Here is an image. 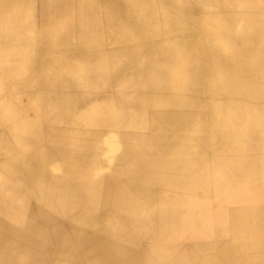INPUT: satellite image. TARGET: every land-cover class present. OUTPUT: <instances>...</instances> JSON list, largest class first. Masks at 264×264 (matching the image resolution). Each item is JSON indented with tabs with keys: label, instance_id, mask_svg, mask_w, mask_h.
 Segmentation results:
<instances>
[{
	"label": "bare ground",
	"instance_id": "1",
	"mask_svg": "<svg viewBox=\"0 0 264 264\" xmlns=\"http://www.w3.org/2000/svg\"><path fill=\"white\" fill-rule=\"evenodd\" d=\"M75 1L45 0L44 19H37V0H0V116L6 111V96L24 84L21 78L18 82V71L32 74L38 67L37 51L47 45L64 53L74 50V57H55L64 61L63 66L47 72L50 77L45 80L51 79L53 86L71 85L69 94L55 86V101L49 106L55 119L61 117L54 121L56 126L72 130L71 148L76 143L78 148H88L94 161L102 160L99 176L112 174L106 169L115 165L124 168L115 177L125 176L132 185L157 180L161 191L179 195L225 192L234 183L228 177L231 167L243 171L251 164L253 139L264 131V96L258 95L264 80L263 60L257 54L238 53L246 45H239L234 34L249 28L264 32V0H238L253 4V9L246 8L252 13L233 14L223 10L232 7L223 0H85L93 7L79 13L80 29L75 23ZM257 2L262 7H256ZM221 14L227 22L210 23L207 36L200 19L212 20ZM229 19L244 24L234 29ZM251 22L257 26L249 27ZM113 35L115 49L131 46L136 53H100L113 44L103 43ZM54 88L45 83L43 91ZM33 94L39 96L38 106L27 107L16 98L14 112L50 110L41 92ZM22 121L26 126L34 123L30 118ZM3 132L0 129V264L6 258H19L15 264H97L96 258L133 264L135 257L106 237L113 227L115 238H123L122 228L138 230L132 221L121 220L113 226L111 220L113 206L135 207L136 195L124 190L116 193L123 188L118 182L115 199H106L111 193L105 197V192L113 190L110 186L84 187L92 192L90 198L73 186L66 188L69 197L64 211L49 213L54 201L49 200L53 193L47 181L81 173L75 165L83 154L73 149L66 157L55 155L56 167L48 172V137L39 139L36 133V140L29 141L23 133ZM67 139L66 134L55 135V141L64 146ZM173 146L172 152L162 150ZM122 147L132 155L115 158V150ZM233 156L237 163L232 162ZM54 186L59 190L58 184ZM244 190L236 186L231 191L242 194ZM141 197L143 205L144 197L151 202L146 191ZM181 210L177 203H167L157 211L161 220L170 217L154 230L160 245L177 234L175 215ZM165 245L148 249L150 264L167 262L170 250ZM63 258L71 260L56 261Z\"/></svg>",
	"mask_w": 264,
	"mask_h": 264
},
{
	"label": "rangeland",
	"instance_id": "2",
	"mask_svg": "<svg viewBox=\"0 0 264 264\" xmlns=\"http://www.w3.org/2000/svg\"><path fill=\"white\" fill-rule=\"evenodd\" d=\"M223 1L232 6L230 8H223V10L231 11L232 14L238 13V11L252 13V9L254 6L250 2L246 1ZM86 2L87 1L85 0L75 1L74 9L77 13L75 20L77 29H80L79 26H81L82 28L83 25V22L80 21L81 18L79 17V13H81L82 11L85 12L86 10L88 12L93 7L92 4ZM41 4L43 12V7L46 4L45 0H41ZM256 5V7H262L263 4L261 2H257ZM247 7H250L252 9H246ZM219 16L220 17L213 18L212 20L206 17H202L200 19V26L203 29L206 28L205 34L207 36L210 35L207 33H211V31L208 30L210 23L224 24L227 22L225 18L226 15L221 14ZM228 21H232L230 25L231 28L234 29H237L238 27H241L242 24H244L239 20L229 19ZM248 25L249 27H251L252 25L257 26L255 22H251ZM76 33L77 35H82L81 37H83V34H81L79 30ZM244 33H248L250 36H241ZM234 34L239 45L248 46L240 48V51H238V53H242L244 55L257 54L259 55V59L263 60V63L260 64V71L264 75V32L260 30L253 31L252 28H249V30H245V32L244 30L241 31L240 29H237ZM111 39V41L107 40V42L103 43L109 44L110 42H112L113 44L111 46L103 48L100 53L114 54L115 56L128 55L131 52L132 54L136 53L133 52V50L136 48H132L131 46H127L121 49H115V36L113 35ZM241 39H243L244 41ZM141 51L143 53H147L145 49H142ZM64 55L68 57H74V55H76V51L72 50L70 52L64 53L60 50L52 49V51L50 52H45L42 55H38L40 61L38 62V67H36L34 73L32 72L31 74L28 70L20 69L17 73V78L19 80L18 82L20 83L21 81H24V84L21 83L18 86L13 87V89L11 90L12 93L6 96V98L4 99L6 100V111H4L3 115L0 116V119L3 120L0 129L4 130V132L13 131L15 133H23L27 136L26 138H28L29 141L36 140V133H39V139L48 137L50 140L47 149L48 160L50 158H54L55 155H62L66 157L73 149L78 155H84L86 152L88 153V148H78L79 146H75L77 145L76 143H73L74 148H71L72 144L70 143V141L74 137H72V130L67 127L62 128L61 126H56L55 122L57 120L60 121L61 117L57 116V119H55L56 115L50 109V106L54 103L53 100L55 101V99H52L55 98V88L57 86L62 89L65 88V93L69 94V89L71 87V85L67 84V89L66 83L57 85L54 83V85L56 86L55 87L53 86V83H50L51 79L45 80V78L50 77L47 72L54 71L56 66L58 67V69H60L64 64V61L56 60L55 57H63ZM137 67L140 68V66ZM37 71H39L38 74ZM37 76L39 78L43 77V79H41L40 81ZM39 82L42 83V87H39ZM45 83L49 84L52 89L55 87L54 90L43 91V86ZM24 87L26 88L23 89ZM34 91L37 93L41 92V96L43 95L42 102L44 103L45 108L48 107V109H50L51 111L45 110L44 112H38L37 110L32 111L33 113H15L14 108L18 106L16 98H19L18 100L21 99V103H23V105L25 106H27L28 104L33 105L31 107L33 109L34 107L39 105L40 101L39 99H36L39 96L36 95L35 97V94L30 95V93ZM258 95L264 96V80L261 81V87ZM23 98H25V100H23ZM8 103H11L10 107ZM27 107H30V105H28ZM20 114L23 115L22 118ZM25 118L34 120V123H27L31 125V127L29 125L26 126L22 123V120ZM9 119L11 121H9ZM37 121H40V125H38L39 123ZM5 122L8 123L6 124ZM22 128L25 129L23 130ZM32 131H34V133ZM261 132L262 133H260V135H257L253 139L254 145L251 146L250 149L251 164H248L247 167H244L245 170L243 171L239 170V167H231L228 177H230L232 179V182L234 183L227 186V190L225 192H200L198 195L193 196L179 195L175 192H170L168 194L161 193V195H159V199L162 201V205H164L165 202L170 201L172 203H177V205L182 209L181 212L175 215L177 220V225H175L178 228L177 234H174L176 238L171 237L174 236L171 234L166 245L164 244L167 249L169 248L170 251H168L169 253L165 256L167 262H164L163 264H264V131ZM56 134L68 135V143L65 141V144L67 143V146H64V143L55 141ZM173 147L162 148V150L163 152H172L176 150V147ZM52 151H55L53 152L54 154L52 153ZM130 155L132 154L127 153L124 147L119 149L117 148L115 150V158H117L118 156ZM231 158L232 162L237 163V161H235L234 159V156ZM82 159L84 160V157ZM82 159H80V161ZM123 171L124 168H122L121 166H115V173L121 174L123 173ZM53 182L55 181H52V185L54 186ZM69 182L70 180L60 181V183L63 184H68ZM77 182L83 183L92 181L81 180ZM210 186L213 187L212 184ZM236 186H242L245 188V190L242 191V194H240L239 192L232 193L234 187ZM127 188L129 189L130 194L137 195L138 189H136V187L127 185L126 189ZM209 189L213 190V188ZM49 191L53 193V195L48 196L49 199L58 202V205H52V208H61L62 202L66 200V195L63 192L56 190L55 187H50ZM119 192L123 191L119 190ZM125 192L126 190L124 189V193ZM136 197L139 199L137 205L143 208L144 206L141 204L142 200L140 199V196ZM119 208L120 207L117 205V208H115V210H118ZM135 208L137 207H126V210L123 211L124 216L129 214L131 215L134 212ZM144 211L146 213L149 212L147 207L144 208ZM120 214L122 215V213ZM168 217L169 215L164 216L163 222L166 221ZM147 232L153 233V228L149 226L147 228ZM164 245L159 246L164 247ZM159 246H157L154 250H159ZM164 250L165 249H163V252H165ZM18 261H20L19 258H6L2 263L15 264ZM138 262V264H150V257L148 255H143L142 257L140 256ZM106 263L111 264L110 262Z\"/></svg>",
	"mask_w": 264,
	"mask_h": 264
},
{
	"label": "crops",
	"instance_id": "3",
	"mask_svg": "<svg viewBox=\"0 0 264 264\" xmlns=\"http://www.w3.org/2000/svg\"><path fill=\"white\" fill-rule=\"evenodd\" d=\"M37 7H38V12L40 11V14L37 16V19H41V17H42L41 0H37ZM46 45H47V43H46ZM52 49L54 50L55 48L54 47L49 48L48 45L44 46L41 48V50H43L44 52L39 50V51H37V55H42L45 52H50V51H52ZM83 156L85 158L83 160L84 162L81 161L80 163L78 162V164L75 165V167L77 168L76 172H81V173H79L75 176L60 175L58 177L54 176L53 178H49V180L47 181L48 182V190L52 186V181H55L53 183H54V185L58 184V187H59L58 191L63 192L64 194H67V193H69V190H67L66 188L70 189V188H73V186L79 187L82 190L83 194H85L86 198H90V195H92V192L90 190H85L84 187L87 188V187H90L94 184L100 185L101 188H104L105 186L106 187L110 186V188L112 187V189H113L112 191L105 192V197L111 193L110 196L106 197V199H115V184H118V183H122L120 185V187L121 186L123 187L122 189H119V190L123 191L125 189L126 190L125 193L129 194V195H132V194L129 193L128 188L126 189L127 185L128 186L131 185V187L132 186L136 187V189H138L137 190L138 195H136V194L135 195L140 196L141 200H143L141 196H145V191H146L151 198V202L147 201V199L149 197H146V198L144 197V199H146V204L144 203V205H143V203H141L144 206L143 208H141L140 206L137 205V203L139 202L138 201L139 199L137 197H136V201H134V202H136L134 204L135 207H137L141 211H137V212L134 211L131 215L129 214V215L124 216L123 211L126 210V207H120L118 210H115V206H113V211L111 214V216L113 217L111 219V220H113V226H115V223H117V222L119 224V222L121 220L122 221H132L137 225L138 230L131 231L129 229V232H128L127 230H125V228H122L120 231L123 233L122 234L123 238H121V237L115 238V227H113V228H111L112 233L110 234V236L106 237L109 242L111 239L110 243L113 246L115 245V246L121 247V248H123V250L125 252H127V253L129 252V255L130 254L133 255L135 257L133 264H138L139 263L138 260H139L140 256L142 257L143 255L144 256L147 255V251L149 248L155 249L157 246L160 245V240L157 239L156 235H154V230L159 229L161 227V225L163 223V218H162V220L159 219L156 216V213L162 207L163 208L166 207L167 203H172V202L167 201V202H165L164 205H162L161 204L162 201L159 199V195H161V193H167L168 194V193H170V191H167V192L161 191V184L157 180H153V181L152 180L151 181L140 180L136 184L132 185L130 183L131 182L130 179L125 177V176L117 178V177H115V165H113L112 168H108L106 166L107 167L106 171L112 172V174L103 175L104 177L99 176L98 175L99 170L104 169V166H103L104 164H103L102 160H101V162L100 161H94V159L92 157H90L87 152ZM54 158H50L48 160V172H50V171L52 172V170L55 169V167H56V164L53 163ZM113 163H115V161ZM92 171H94L96 173H92ZM119 178H124V179L120 180ZM63 180H70V182L68 184L60 183V181H63ZM81 180H91L92 182H83V183L77 182V181H81ZM116 182H118V183H116ZM152 189H154L155 191H152ZM70 193H71V191H70ZM116 193L119 194V191H117ZM111 195H112V197H111ZM68 197H66V200L68 199ZM66 200H64L62 202L61 208L53 209L52 205H51L49 207L48 212L49 213H57V211H64L63 209L66 208V206L64 205ZM53 205H58V202L54 201ZM145 207L148 208V210H149L148 213H146L144 211ZM121 209H122V212H121ZM115 211H116V215H115ZM60 213H62V212H60ZM120 213H122V215ZM135 224L133 226H135ZM149 226H151L153 228V233L147 232V228ZM90 232H91V234L93 233L92 230ZM70 260L71 259L63 258V259H58L56 261L62 262V263H68ZM89 261H92V260H89ZM93 261H96L97 264H100V263L108 264L106 262H110L111 264H126V263L115 262V259L105 260V259L96 258V260H93ZM80 264H84V263L80 262Z\"/></svg>",
	"mask_w": 264,
	"mask_h": 264
}]
</instances>
